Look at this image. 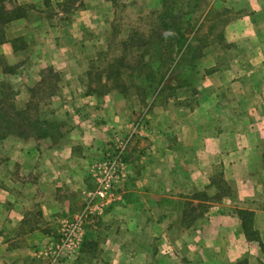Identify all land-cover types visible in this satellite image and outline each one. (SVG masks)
Instances as JSON below:
<instances>
[{
	"label": "crops",
	"instance_id": "1",
	"mask_svg": "<svg viewBox=\"0 0 264 264\" xmlns=\"http://www.w3.org/2000/svg\"><path fill=\"white\" fill-rule=\"evenodd\" d=\"M102 1L73 4L85 6L89 22L75 10L71 20L52 15L59 25L47 26L61 37L57 70L66 88L86 90L73 101L86 104L64 107L70 120L62 134L82 135L84 143L63 139L60 150L50 140H32L26 152L17 146L18 161L0 160V264H41L50 218L81 212L82 192L94 187L90 166L106 142L126 138L132 128L119 146L126 155L123 188L102 215L79 225L83 248L66 264H264V0H219L230 17L221 23L220 45L203 49L189 68L191 94L159 98L150 111L148 100L145 107L133 104L135 96L88 93L96 85L87 79L93 58L83 56L100 41ZM24 18L15 22L27 26ZM9 32L0 30V55L14 68L21 52L15 39L29 34L8 38ZM24 152L33 164L22 160ZM65 174L81 186L62 195L51 184L71 183ZM92 245L98 253L86 257Z\"/></svg>",
	"mask_w": 264,
	"mask_h": 264
},
{
	"label": "rangeland",
	"instance_id": "2",
	"mask_svg": "<svg viewBox=\"0 0 264 264\" xmlns=\"http://www.w3.org/2000/svg\"><path fill=\"white\" fill-rule=\"evenodd\" d=\"M9 1L16 3L11 2L9 7ZM9 1L0 0V30L10 31L8 38L24 33L29 35L27 38L15 39L21 52L14 68L8 67L6 59L0 55V125L9 131L4 135L0 133V160L13 157L18 161L17 146H23L26 152L27 144L33 142L32 140L37 144L50 140L51 145L60 146V150L64 145L61 142L63 139L64 142H69L73 138L74 143L83 144L82 135L62 134L63 127L70 120L64 118L67 110L64 107L67 106L69 110L76 108L77 103L86 104V101L83 99L84 101L73 102L76 95L79 98L81 91L73 87L66 88L65 83L68 81H64L62 74L57 70L63 64V59L59 60L62 56L58 52L61 37L55 33L50 34L46 29L49 24L59 25L52 15L62 14V17L71 20L75 10L82 12V22H89L91 18L85 13V6L76 8L73 5L79 1L82 3L81 0H51V4L48 3L50 0ZM103 1L106 4H103ZM103 1L97 7L101 17L96 19L100 41L96 46L88 47L87 54L85 52L86 55L83 56V60L93 58V61L87 62L91 69L87 79L96 85H93V88L89 85L88 92L98 88L104 93L110 91L125 99L135 96L133 104L137 107H145V100H148L149 108L150 102L154 103L159 98L166 101L187 97L190 93L187 87V72L192 71L189 68L199 60L203 49L220 45V32L223 27L221 23L230 17L221 11L219 0ZM108 16L111 20L107 19ZM23 17L27 20V26L25 23L15 22ZM13 21L15 23L12 25ZM17 25L19 27H16ZM88 36L90 37V34ZM84 37L92 43L96 41L88 40L87 33ZM2 41L0 38V43ZM51 47H56L55 52L50 51ZM33 66L36 68L33 69ZM85 92L84 89L81 94ZM139 120L140 117L135 115V122ZM77 121V126H80L82 121ZM132 129L128 131L126 138L120 134L121 136L116 135L117 138L106 142L108 148L104 150L105 153L102 152V156L100 155L103 159H97L95 164H98L90 166L94 187L82 192L83 205L78 206L81 212L70 217L66 215L50 218L49 224L52 226L49 228L53 229L47 230L50 239L40 249L45 258L40 259L41 264H66L69 257L75 260L77 252L81 253L83 247L78 242L81 237L79 227L74 231L71 228L81 223L83 226L91 217L102 215L114 203L116 193L123 188V178L127 173L126 155L119 146L131 136L130 134H134ZM40 130H49L53 134L40 136ZM39 146H42L41 143ZM25 152L22 160L33 164L31 159L24 157ZM115 163L121 165V173H117L118 177H114L113 182L111 180V188L103 192V185L99 184V180L102 181L106 174L110 173V165ZM20 171L17 169L13 173L19 177ZM67 178L71 183L62 182L58 186L59 184L53 181L51 189L64 191L66 187L73 190L81 186L73 177L65 174V179ZM64 193L65 191L62 195ZM97 193H105V197L95 198ZM59 201L62 205L63 200ZM39 221H43L42 216ZM70 234L73 236L68 242ZM59 248L62 249L61 252ZM98 249L92 245L87 247L84 253L86 257H90L96 255Z\"/></svg>",
	"mask_w": 264,
	"mask_h": 264
},
{
	"label": "built area",
	"instance_id": "3",
	"mask_svg": "<svg viewBox=\"0 0 264 264\" xmlns=\"http://www.w3.org/2000/svg\"><path fill=\"white\" fill-rule=\"evenodd\" d=\"M121 169L122 168H121L120 164L115 163V164L110 165V168H109V171H108L110 173L106 174V176L103 178L102 181L99 180V184L103 185V189H104L103 192H105V191H107V190H109L111 188L110 187L111 186L110 185L111 180L113 182V178L114 177H118L117 173H121ZM96 195L97 196L95 198H97V197H101V198L105 197V193H97ZM78 227L79 226H77V225H73L71 230L72 231L77 230ZM72 236H73V234H70V236H68V239H69L68 242L72 239ZM65 244H67V242ZM61 251H62V249L59 248V252H61Z\"/></svg>",
	"mask_w": 264,
	"mask_h": 264
},
{
	"label": "trees",
	"instance_id": "4",
	"mask_svg": "<svg viewBox=\"0 0 264 264\" xmlns=\"http://www.w3.org/2000/svg\"><path fill=\"white\" fill-rule=\"evenodd\" d=\"M113 76H114V74H113ZM88 93H89V94H97V95L100 96V97H102L103 95L106 94V93L102 92L101 89H98V88L95 89V90L91 89L90 92H88ZM0 118H1V116H0ZM2 119H3V118H2ZM59 128H60V126H59ZM59 128H58V131H59ZM4 129H6V130H4ZM4 131H5V132H4ZM40 131H41V130H40ZM1 132H2V133H1ZM0 133H1L2 135H4V133L8 134V133H9L8 128L2 127V125H0ZM59 133H60V132H59ZM38 134H39L40 136L47 137V136L53 134V132H52V131H49V130H43V131H41V132H38Z\"/></svg>",
	"mask_w": 264,
	"mask_h": 264
}]
</instances>
